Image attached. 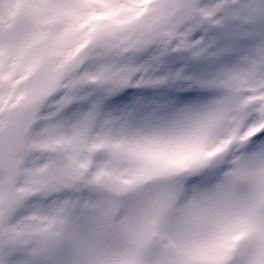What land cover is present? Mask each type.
I'll use <instances>...</instances> for the list:
<instances>
[{
	"label": "snow or ice",
	"instance_id": "obj_1",
	"mask_svg": "<svg viewBox=\"0 0 264 264\" xmlns=\"http://www.w3.org/2000/svg\"><path fill=\"white\" fill-rule=\"evenodd\" d=\"M41 130L143 163L22 197ZM0 264H264V0H0Z\"/></svg>",
	"mask_w": 264,
	"mask_h": 264
},
{
	"label": "rangeland",
	"instance_id": "obj_2",
	"mask_svg": "<svg viewBox=\"0 0 264 264\" xmlns=\"http://www.w3.org/2000/svg\"><path fill=\"white\" fill-rule=\"evenodd\" d=\"M7 70V69H6ZM25 85L24 79H17L13 87L20 89ZM57 133L49 130H41L28 139L26 153L21 157V163L29 156L33 159L27 166L21 167L18 181V189L24 195L35 192L46 169L52 164L59 172L66 171L74 162H83L79 168L82 178L95 175L97 169L102 173L100 178L109 180L108 173H119L127 171L135 165L142 164L143 161L134 160L124 148L120 146L116 133H109L106 130L89 137L85 144L89 145L86 150L81 145H69L58 138ZM100 139V142L93 143ZM187 157L177 158L170 161L175 165H181Z\"/></svg>",
	"mask_w": 264,
	"mask_h": 264
},
{
	"label": "water",
	"instance_id": "obj_3",
	"mask_svg": "<svg viewBox=\"0 0 264 264\" xmlns=\"http://www.w3.org/2000/svg\"><path fill=\"white\" fill-rule=\"evenodd\" d=\"M17 170H18V168H17ZM17 170H16V173H15V175H14V177H13V180H14V181L16 180Z\"/></svg>",
	"mask_w": 264,
	"mask_h": 264
}]
</instances>
